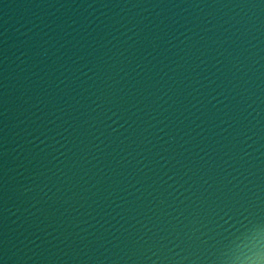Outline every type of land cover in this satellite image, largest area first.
I'll use <instances>...</instances> for the list:
<instances>
[{
	"label": "water",
	"instance_id": "water-1",
	"mask_svg": "<svg viewBox=\"0 0 264 264\" xmlns=\"http://www.w3.org/2000/svg\"><path fill=\"white\" fill-rule=\"evenodd\" d=\"M264 231V0H0V264H223Z\"/></svg>",
	"mask_w": 264,
	"mask_h": 264
},
{
	"label": "clouds",
	"instance_id": "clouds-1",
	"mask_svg": "<svg viewBox=\"0 0 264 264\" xmlns=\"http://www.w3.org/2000/svg\"><path fill=\"white\" fill-rule=\"evenodd\" d=\"M223 264H264V231L255 232L249 242L228 251Z\"/></svg>",
	"mask_w": 264,
	"mask_h": 264
}]
</instances>
